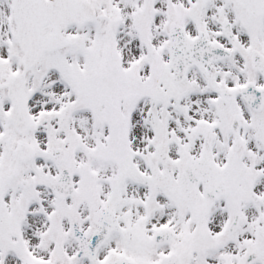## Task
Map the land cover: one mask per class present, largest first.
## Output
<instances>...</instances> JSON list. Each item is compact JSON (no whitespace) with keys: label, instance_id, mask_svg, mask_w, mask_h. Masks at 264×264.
<instances>
[{"label":"snow or ice","instance_id":"snow-or-ice-1","mask_svg":"<svg viewBox=\"0 0 264 264\" xmlns=\"http://www.w3.org/2000/svg\"><path fill=\"white\" fill-rule=\"evenodd\" d=\"M0 264H264V0H0Z\"/></svg>","mask_w":264,"mask_h":264}]
</instances>
